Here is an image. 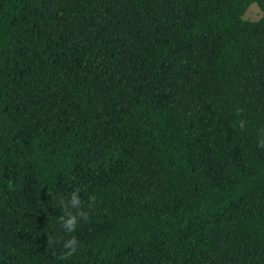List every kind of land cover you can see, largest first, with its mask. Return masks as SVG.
Instances as JSON below:
<instances>
[{
    "label": "trees",
    "instance_id": "16d2710c",
    "mask_svg": "<svg viewBox=\"0 0 264 264\" xmlns=\"http://www.w3.org/2000/svg\"><path fill=\"white\" fill-rule=\"evenodd\" d=\"M262 145L264 0H0V264H264Z\"/></svg>",
    "mask_w": 264,
    "mask_h": 264
},
{
    "label": "clouds",
    "instance_id": "9594fccd",
    "mask_svg": "<svg viewBox=\"0 0 264 264\" xmlns=\"http://www.w3.org/2000/svg\"><path fill=\"white\" fill-rule=\"evenodd\" d=\"M239 127L241 129L245 128V122L242 120L239 121ZM91 200L94 202L96 197L92 196ZM70 208H80L81 210L79 212H74L70 211ZM64 212L65 215L59 217V223H61L64 232L68 234L76 231V228L81 220L86 221L89 218V213L81 208V199L79 193L77 192L72 193L70 201L64 206ZM58 243H61V241L59 239L54 240L51 236L47 239V245L49 247H53ZM62 244L63 251L60 255V259L62 260H66L76 254L79 247V241L75 236H70V238L64 240Z\"/></svg>",
    "mask_w": 264,
    "mask_h": 264
},
{
    "label": "rangeland",
    "instance_id": "374dc122",
    "mask_svg": "<svg viewBox=\"0 0 264 264\" xmlns=\"http://www.w3.org/2000/svg\"><path fill=\"white\" fill-rule=\"evenodd\" d=\"M248 18L251 19H257L260 17V9L258 8V6L253 5L251 6V8L249 9L247 15Z\"/></svg>",
    "mask_w": 264,
    "mask_h": 264
}]
</instances>
